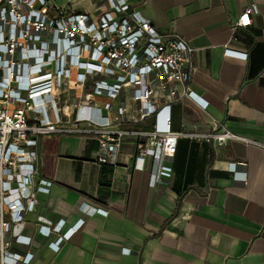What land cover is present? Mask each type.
Returning a JSON list of instances; mask_svg holds the SVG:
<instances>
[{
	"label": "crops",
	"instance_id": "crops-1",
	"mask_svg": "<svg viewBox=\"0 0 264 264\" xmlns=\"http://www.w3.org/2000/svg\"><path fill=\"white\" fill-rule=\"evenodd\" d=\"M126 1L157 33L178 35L193 49L190 86L208 106L201 111L187 101L172 103L171 129L220 125L237 138L217 145L179 137L174 154L161 161L170 176L158 182V149L143 169L134 166L142 137H126L116 164L107 166L97 162L91 136H42L40 172L51 184L11 230L30 237L31 245L14 248L31 251L38 264H264V0ZM55 2L84 13L97 12L105 0ZM252 4L251 24L232 33L231 23ZM225 48L247 57L226 56ZM68 100L82 102L84 88L70 90ZM152 124L149 117L120 126L149 131ZM232 162L246 164L244 186L232 182ZM79 219L83 224L57 252L48 246L54 235L38 232L39 223L64 220L71 227Z\"/></svg>",
	"mask_w": 264,
	"mask_h": 264
},
{
	"label": "built area",
	"instance_id": "built-area-1",
	"mask_svg": "<svg viewBox=\"0 0 264 264\" xmlns=\"http://www.w3.org/2000/svg\"><path fill=\"white\" fill-rule=\"evenodd\" d=\"M256 12L252 4L240 13L231 32L249 26ZM192 52L180 36L157 33L126 0H105L97 12L84 13L55 0H0V264H38L31 251L14 248L30 246V237L11 230L34 211L37 193L49 191L51 182L40 172V137L91 136L98 142L97 162L108 166L116 164L126 137H142L134 166L143 169L145 158L158 149V182L170 176L171 168L161 161L174 154L179 137L217 145L237 138L220 125L200 132L171 129L172 103L187 101L201 111L208 106L190 86ZM223 54L247 57L229 48ZM77 86L84 88V100L70 102L68 93ZM149 117V131L120 126ZM245 168L243 162L231 163L233 183L246 184ZM99 212L106 213L96 208ZM82 224L83 219L71 227L64 220L39 223L38 232L54 235L48 246L57 252Z\"/></svg>",
	"mask_w": 264,
	"mask_h": 264
},
{
	"label": "trees",
	"instance_id": "trees-1",
	"mask_svg": "<svg viewBox=\"0 0 264 264\" xmlns=\"http://www.w3.org/2000/svg\"><path fill=\"white\" fill-rule=\"evenodd\" d=\"M104 165V164H103ZM108 166V165H107ZM180 201V200H179ZM179 201H178V203H177V205H176V207H175V210H174V214H176L177 213V211H178V204H179ZM173 214V215H174Z\"/></svg>",
	"mask_w": 264,
	"mask_h": 264
}]
</instances>
